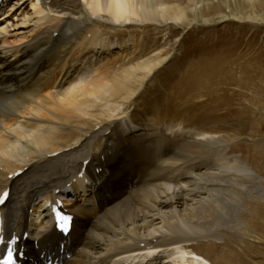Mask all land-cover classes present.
Wrapping results in <instances>:
<instances>
[{
    "label": "bare ground",
    "instance_id": "bare-ground-1",
    "mask_svg": "<svg viewBox=\"0 0 264 264\" xmlns=\"http://www.w3.org/2000/svg\"><path fill=\"white\" fill-rule=\"evenodd\" d=\"M2 1L3 19L13 1ZM32 1L35 17L23 22L25 31L0 24V197L10 191L0 207V241L19 240L21 264H213L192 247L202 239H222L221 228L239 224L245 211L242 190L264 198V177L240 167L238 158L229 163L226 133L195 132L182 124L165 129L150 118L152 129L147 114L136 119L130 104L140 83L164 66L162 47L137 64L139 56L150 54L146 43L106 53L115 46L106 23L182 22L203 0H187L189 9L167 0ZM96 50L106 55L78 71ZM154 134L182 142L180 153L163 150L156 164L169 170L179 191L158 196L153 212L150 202H133L132 213L114 218L139 188L138 181L128 180L124 187L119 182L133 176L128 174L133 163L140 171L147 168V144ZM243 175L258 183L247 185ZM231 198L234 211L225 217ZM59 201L74 216L67 237L56 230L48 207Z\"/></svg>",
    "mask_w": 264,
    "mask_h": 264
},
{
    "label": "rangeland",
    "instance_id": "rangeland-1",
    "mask_svg": "<svg viewBox=\"0 0 264 264\" xmlns=\"http://www.w3.org/2000/svg\"><path fill=\"white\" fill-rule=\"evenodd\" d=\"M12 1L7 8L6 17L0 18V24L8 26L7 30L20 33L26 29L23 22L35 17L36 1ZM167 3L190 8L187 0H167ZM203 3L197 5L196 10L193 8V12L189 9L182 22L168 20L165 25L129 22L114 27L111 23H106V26L111 27L106 31L115 43L113 49L106 53L112 55L113 52H118L121 45L133 47V44L146 43L150 54L142 58L139 56L135 60L137 64L156 55V49L162 47L164 66L140 83V92H137L130 104L131 112H138L134 113L136 119H145L144 114H147L152 124H161L165 129L182 124L195 132L211 135L226 133L229 146L225 156L228 159L230 157V161L227 159L229 163L233 164L235 158H238L240 167L253 170L264 177V0H203ZM39 6H42L41 2ZM106 53L96 50L88 55L82 60L78 71L85 70L89 64H96ZM76 75L80 81V77ZM117 107L119 111L116 112H120L122 107L119 104ZM141 124L142 127L146 126L145 123ZM152 124L149 123V127L156 128ZM154 135L153 141L147 144V168L140 171L133 163V172H127L133 176L124 178V183L119 182V187H124L128 180L138 181L140 189L129 197V204L117 209L120 214L116 210L112 213L114 218L132 213L130 204L133 202H150L147 207L153 212L158 196L167 193L174 196L179 191L176 180L169 178V170L158 168L160 158L157 155L162 154L163 150H170L171 155L177 150L181 152L182 142L180 139L169 141L165 135ZM158 140L161 141L157 142ZM175 146L178 147L176 150ZM136 147L143 152L141 145ZM124 148L125 146L120 145L121 151ZM123 153L124 151L119 152L120 155ZM123 166L124 164L118 172L123 170ZM122 178L123 176L120 179ZM241 178L247 185L258 183L244 175ZM260 183L264 187V179ZM172 184L174 188H170ZM242 196L245 211L238 215L240 223H231L228 228H221L222 239H202L192 247L200 254L208 255L207 258L213 264H264V198L256 197L248 190H242ZM147 197L151 200H147ZM235 203L231 198L225 217L230 212L232 214ZM104 222L108 223V219ZM210 224L215 226L216 223L212 221Z\"/></svg>",
    "mask_w": 264,
    "mask_h": 264
},
{
    "label": "snow or ice",
    "instance_id": "snow-or-ice-1",
    "mask_svg": "<svg viewBox=\"0 0 264 264\" xmlns=\"http://www.w3.org/2000/svg\"><path fill=\"white\" fill-rule=\"evenodd\" d=\"M62 219H67V218H62ZM9 264H12V256H11V253L9 254Z\"/></svg>",
    "mask_w": 264,
    "mask_h": 264
}]
</instances>
